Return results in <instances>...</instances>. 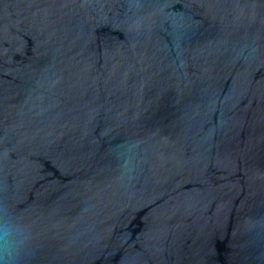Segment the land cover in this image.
I'll list each match as a JSON object with an SVG mask.
<instances>
[{
    "label": "water",
    "instance_id": "water-1",
    "mask_svg": "<svg viewBox=\"0 0 264 264\" xmlns=\"http://www.w3.org/2000/svg\"><path fill=\"white\" fill-rule=\"evenodd\" d=\"M0 264H264V0H0Z\"/></svg>",
    "mask_w": 264,
    "mask_h": 264
}]
</instances>
